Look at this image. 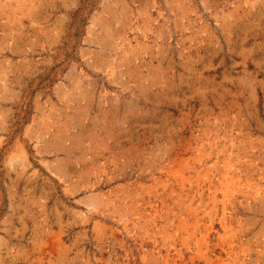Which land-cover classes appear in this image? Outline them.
I'll return each instance as SVG.
<instances>
[{
    "label": "rangeland",
    "instance_id": "obj_1",
    "mask_svg": "<svg viewBox=\"0 0 264 264\" xmlns=\"http://www.w3.org/2000/svg\"><path fill=\"white\" fill-rule=\"evenodd\" d=\"M0 264H264V0H0Z\"/></svg>",
    "mask_w": 264,
    "mask_h": 264
}]
</instances>
